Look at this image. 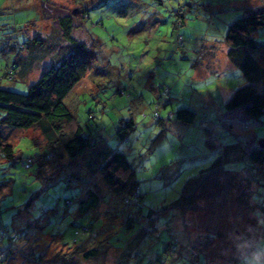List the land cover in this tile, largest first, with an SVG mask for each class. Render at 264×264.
<instances>
[{"label": "rangeland", "instance_id": "374dc122", "mask_svg": "<svg viewBox=\"0 0 264 264\" xmlns=\"http://www.w3.org/2000/svg\"><path fill=\"white\" fill-rule=\"evenodd\" d=\"M51 1L77 9L78 15L86 9L81 22L97 40L95 60L64 100L95 146L70 158L62 146L49 149L37 128L10 131L8 139L20 158L0 157V223L19 234L21 247L28 242L27 248L50 258L70 251L74 246L64 244L72 243L74 223L90 218L87 235L98 252L87 259L89 264H136L140 257V264H205V256L207 264H217L248 251L264 226L263 219L253 216L264 211V165L261 169L247 156L264 138V117L252 119L240 109L225 108L232 92L248 83L227 57L225 34L235 18L263 6L264 0ZM40 9V0H0L1 87L26 92L42 70L58 64L70 50L67 38ZM253 36L264 41V26ZM32 37L44 42L34 51L22 49L20 42ZM181 107L195 110V119L171 117L162 130L155 116L165 119ZM71 127L67 122L65 131ZM119 129L126 132L123 139ZM99 150L126 154L141 199L125 203L124 194L111 191L92 172ZM38 151L55 155L47 163L50 178L43 188L35 174L36 158L29 166L21 162ZM217 157L229 175L213 174L219 185L212 183L217 178L207 179L213 190L198 198V208L169 206L188 178ZM89 188L98 193L99 203L81 213L78 200ZM206 234L216 240L200 246ZM256 240L257 254H244L236 264H264V232ZM85 245L83 241L82 250ZM201 248L205 256H195Z\"/></svg>", "mask_w": 264, "mask_h": 264}, {"label": "trees", "instance_id": "16d2710c", "mask_svg": "<svg viewBox=\"0 0 264 264\" xmlns=\"http://www.w3.org/2000/svg\"><path fill=\"white\" fill-rule=\"evenodd\" d=\"M40 3L41 15L49 17L57 32L67 38L70 50L58 64L50 65L42 70L37 81L30 84L26 92L0 86V157L3 160L14 161L20 158L16 155L14 142L8 139L10 131L17 129H39L45 139L44 144L49 149L62 146L64 152L70 158H75L95 146V142L91 137L82 134L80 125H78L64 101L96 58L97 40L80 19L85 15L86 9L82 8L80 15H78L72 8L58 5L51 0H40ZM263 26L264 5L249 9L241 16L235 18L230 23L225 34L227 57L248 80V83L237 87L232 92L225 102V108L227 110L240 109L252 119L264 117V86H260L264 82V41L257 40L253 36V32ZM35 40H39V42L36 43ZM42 42H44L42 38H25L20 42V46L22 49L26 46L30 51H34ZM26 56L27 54H23L21 59L25 60ZM22 62L24 63L23 60ZM11 70L12 67L9 69V73L14 74V71L12 72ZM24 72L26 73V71ZM155 117L162 124V130H164L167 129L166 123L171 117H175L176 120L182 122H192L196 117V112L193 109L181 107L174 113L168 112L165 119H161L158 114ZM67 122H71L72 127L65 131ZM127 124L131 125L130 128L133 127L132 120H129ZM118 133L120 139H123L126 135L124 130L120 131L119 129ZM99 153L98 165L94 167L92 172L99 173L111 191L116 194H124L123 200L125 203L134 204L141 199V192L135 179V171L126 154L120 150H108L106 152L99 150ZM247 156L255 165H259L263 169L264 146H260L258 141L247 152ZM54 157L55 155L50 152L42 153L38 151L33 156L22 159L21 162L22 165L29 166L36 158L35 174L43 182V188L50 178V175L46 174L47 163L49 160H53ZM89 165H91L90 161ZM255 171L259 172V169L257 168ZM203 172H205L204 175ZM229 172L223 167L221 157L215 158L209 168L202 169L199 175L188 178L179 196L173 199L169 206L180 210L197 209L198 198L207 195L208 191L213 190V187L207 185V179L209 177L211 180L217 178V176L211 177L216 173L219 174V177L221 173H224L225 177H227ZM254 172L251 173L250 178L256 181V177L252 176ZM245 178L247 181V176ZM212 183L219 185V178L212 180ZM30 200L31 198L24 205L28 206ZM66 203H71V200L66 199ZM78 203L81 213H85L86 208L98 205L99 195L94 189L89 188L86 196L80 197ZM153 213L154 210L149 208V221H153L151 216ZM253 216L257 220L260 218L264 220V211H259ZM74 226L72 243L64 244L66 247H74L70 251L64 250L50 258H46L43 256L42 250H35L32 247L27 248L28 242L24 247L17 244L19 234H11L10 227L0 223V242L7 239V244L0 248V264H8L10 261L18 264L19 260H24L28 264H89L87 259L89 260L98 252L97 244L91 242L92 237L87 235L92 228L90 218L87 222H75ZM263 232L264 226H261L259 236ZM256 239L252 242L248 251L246 249L242 252L231 254L227 258L219 260L217 264H236L244 254L256 255ZM215 240V237L206 234L199 245L213 243ZM83 241L87 243L84 250L81 249ZM194 246L196 245L194 244ZM167 248L168 244L165 246V249ZM171 248V252L174 251L175 247L171 246ZM197 252H203L205 256V250L202 248L195 252V256L198 254ZM141 259L140 257L139 261H135V263L140 264ZM205 264H207L206 256Z\"/></svg>", "mask_w": 264, "mask_h": 264}, {"label": "water", "instance_id": "95a60500", "mask_svg": "<svg viewBox=\"0 0 264 264\" xmlns=\"http://www.w3.org/2000/svg\"><path fill=\"white\" fill-rule=\"evenodd\" d=\"M74 11L77 12V9H75ZM258 143L260 146H264V138L259 139Z\"/></svg>", "mask_w": 264, "mask_h": 264}]
</instances>
